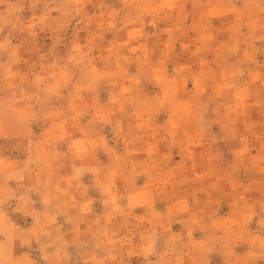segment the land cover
Here are the masks:
<instances>
[{
    "label": "rangeland",
    "instance_id": "obj_1",
    "mask_svg": "<svg viewBox=\"0 0 264 264\" xmlns=\"http://www.w3.org/2000/svg\"><path fill=\"white\" fill-rule=\"evenodd\" d=\"M0 264H264V0H0Z\"/></svg>",
    "mask_w": 264,
    "mask_h": 264
}]
</instances>
